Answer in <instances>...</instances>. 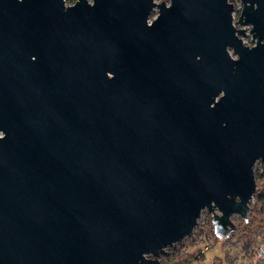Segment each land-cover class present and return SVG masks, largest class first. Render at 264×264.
Instances as JSON below:
<instances>
[{
	"label": "water",
	"instance_id": "95a60500",
	"mask_svg": "<svg viewBox=\"0 0 264 264\" xmlns=\"http://www.w3.org/2000/svg\"><path fill=\"white\" fill-rule=\"evenodd\" d=\"M154 1L23 5L45 97L39 110L25 92L22 144L0 150V264H168L203 212L220 238L247 220L264 165V0H240L235 24L229 0Z\"/></svg>",
	"mask_w": 264,
	"mask_h": 264
},
{
	"label": "flooded vegetation",
	"instance_id": "af4514ba",
	"mask_svg": "<svg viewBox=\"0 0 264 264\" xmlns=\"http://www.w3.org/2000/svg\"><path fill=\"white\" fill-rule=\"evenodd\" d=\"M17 5H9L0 8V18H3L4 27L0 35V150L10 155L12 150H17L22 144L23 131V113L25 92L31 88L34 94L31 96L37 101L38 108L41 110L44 100L43 77L44 67H41L40 61L43 49L41 47L40 36L36 34L24 37V19L26 13L23 5L27 0H16ZM77 0H64L65 6H72ZM89 3L91 0H88ZM233 0L229 3L233 5V24L238 20L240 8L236 9ZM155 5L165 3L166 8L170 6L169 0H155ZM37 4V2H35ZM159 15V9L155 6L148 16V25L152 23ZM32 19L36 18V11H32ZM14 22V26L10 23ZM250 27L246 33H249ZM246 36V35H245ZM250 38L251 35L249 34ZM251 42V40H250ZM245 45V44H244ZM248 46V45H246ZM253 46L252 42L249 47ZM52 58L49 57L48 81L52 79L53 69ZM35 81L33 87L25 86V81ZM48 100L52 98V85L48 86Z\"/></svg>",
	"mask_w": 264,
	"mask_h": 264
},
{
	"label": "built area",
	"instance_id": "2783aa9c",
	"mask_svg": "<svg viewBox=\"0 0 264 264\" xmlns=\"http://www.w3.org/2000/svg\"><path fill=\"white\" fill-rule=\"evenodd\" d=\"M208 215L210 216L208 225L210 229L205 223L200 222L199 219L198 225L194 228L191 235L181 243L176 244V246L181 247L178 254L170 262L164 263L171 264L177 259L181 261V264H264L262 254H260L264 251V233L259 241L255 238L251 243L250 241H240L235 243L236 245L234 246L228 242L229 235L226 238H220L215 234L212 215ZM220 242L222 243L220 251L223 254L220 256L213 255L216 246ZM174 246L166 249V254L167 250L172 251Z\"/></svg>",
	"mask_w": 264,
	"mask_h": 264
},
{
	"label": "rangeland",
	"instance_id": "374dc122",
	"mask_svg": "<svg viewBox=\"0 0 264 264\" xmlns=\"http://www.w3.org/2000/svg\"><path fill=\"white\" fill-rule=\"evenodd\" d=\"M232 3L234 4L236 9L240 8V2L239 0H233ZM251 38L249 36V33H246V36L242 37V41L245 45H251L250 42ZM254 177H255V183H256V192L253 196V201L250 205V210L248 213V218L253 217L255 218L254 223L245 225L241 223L240 220H242L238 216L232 217V222L235 225V231H233L228 236V242L230 244L236 245L235 243H238L240 241L248 242L253 241L255 238L257 240H261V236L264 233V165L261 162H258L254 167ZM247 218V219H248ZM200 222H203L206 224V226L209 228L210 223V216L203 212L200 218ZM210 229V228H209ZM208 230V229H207ZM264 236V235H263ZM263 239V238H262ZM264 241V239H263ZM222 247V243L220 242L214 252L213 255L220 256L223 254L221 252L220 248ZM181 247L174 246V248L171 250H167L166 256H163L160 258L161 262H170L172 258L175 257L176 254H178V251Z\"/></svg>",
	"mask_w": 264,
	"mask_h": 264
},
{
	"label": "trees",
	"instance_id": "16d2710c",
	"mask_svg": "<svg viewBox=\"0 0 264 264\" xmlns=\"http://www.w3.org/2000/svg\"><path fill=\"white\" fill-rule=\"evenodd\" d=\"M241 221V223H243V224H247V225H249V224H253L254 223V221H255V218H251V217H249L247 220H240ZM171 264H181V261H179V260H174Z\"/></svg>",
	"mask_w": 264,
	"mask_h": 264
}]
</instances>
